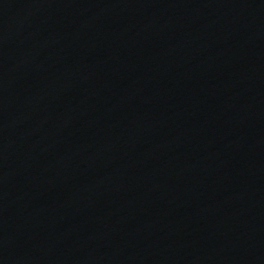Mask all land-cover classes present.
<instances>
[{
  "label": "water",
  "instance_id": "obj_1",
  "mask_svg": "<svg viewBox=\"0 0 264 264\" xmlns=\"http://www.w3.org/2000/svg\"><path fill=\"white\" fill-rule=\"evenodd\" d=\"M0 264H264V0H0Z\"/></svg>",
  "mask_w": 264,
  "mask_h": 264
}]
</instances>
